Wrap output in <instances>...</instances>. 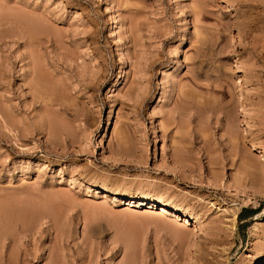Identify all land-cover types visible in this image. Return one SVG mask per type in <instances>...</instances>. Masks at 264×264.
<instances>
[{"label":"rangeland","instance_id":"374dc122","mask_svg":"<svg viewBox=\"0 0 264 264\" xmlns=\"http://www.w3.org/2000/svg\"><path fill=\"white\" fill-rule=\"evenodd\" d=\"M1 206L0 264H258L264 0H0Z\"/></svg>","mask_w":264,"mask_h":264},{"label":"bare ground","instance_id":"6f19581e","mask_svg":"<svg viewBox=\"0 0 264 264\" xmlns=\"http://www.w3.org/2000/svg\"><path fill=\"white\" fill-rule=\"evenodd\" d=\"M107 190V189H106ZM113 191V190H112ZM116 193V192H114ZM119 201H121L124 205L128 206V207H137V208H143L149 212H156V213H161V214H168V215H171V216H174V217H179V213H178V210H174L172 208H169L167 207L164 203H161V202H157V201H154V200H150V199H139V198H136V196H132L130 194H126V195H120V197L118 198ZM8 200V199H7ZM11 200V199H10ZM118 201V202H119ZM17 205V204H15ZM23 206H21L22 208ZM5 206H1L0 208V213L4 216L7 217L8 214L10 211H12L11 207L10 208H7ZM14 208V207H12ZM6 209V210H5ZM13 213L11 214H16L15 212H17L16 210L12 211ZM27 212V211H26ZM25 213V212H24ZM11 214H9V217L12 216ZM19 215V214H17ZM184 224H186V226L190 225L188 224V220L186 218H184L183 220ZM187 228V227H185ZM258 264H264V255L261 257L260 261Z\"/></svg>","mask_w":264,"mask_h":264},{"label":"trees","instance_id":"16d2710c","mask_svg":"<svg viewBox=\"0 0 264 264\" xmlns=\"http://www.w3.org/2000/svg\"><path fill=\"white\" fill-rule=\"evenodd\" d=\"M253 214H254V212H252V211H248V212H247V216L244 217V218H248V217L252 216Z\"/></svg>","mask_w":264,"mask_h":264}]
</instances>
